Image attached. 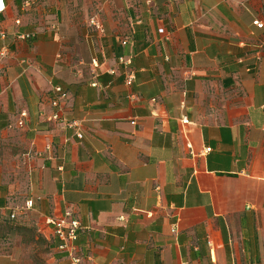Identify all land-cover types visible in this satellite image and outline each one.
Masks as SVG:
<instances>
[{
  "label": "crops",
  "instance_id": "0c3cea01",
  "mask_svg": "<svg viewBox=\"0 0 264 264\" xmlns=\"http://www.w3.org/2000/svg\"><path fill=\"white\" fill-rule=\"evenodd\" d=\"M4 1L0 264H264V0Z\"/></svg>",
  "mask_w": 264,
  "mask_h": 264
},
{
  "label": "built area",
  "instance_id": "2783aa9c",
  "mask_svg": "<svg viewBox=\"0 0 264 264\" xmlns=\"http://www.w3.org/2000/svg\"><path fill=\"white\" fill-rule=\"evenodd\" d=\"M31 4V0H25L24 6L28 7ZM6 10V4L4 0H0V13L4 12ZM90 23L98 30L102 29V25L99 22V20L95 18H92L90 20ZM253 24L258 28H263L264 23L260 20L253 21ZM161 32L164 30L161 29ZM6 32L0 27V38H6ZM34 33H26L19 35L22 39H27L30 37H33ZM127 41H124L126 43ZM10 52V47L8 45H5L0 50V64L3 62V60L8 56ZM127 64L130 63V60H125ZM1 67H0V73H1ZM134 76L132 73H130L126 78V83L128 85H131L133 82ZM55 91L58 93L57 97L52 100L53 106H56L59 108V111L54 113L52 115L51 120H59L61 121L66 127L74 129L75 134L77 137L82 138L83 133L81 129L80 122L76 120H70L65 117H62L60 114V108L62 101L66 98L67 93L64 91V89L61 86L55 87ZM132 96V95H131ZM133 97V96H132ZM28 117L27 111H21L19 115V119L17 121L18 126H24L26 118ZM183 123L187 124L189 123V120L187 118L182 119ZM132 123H136L135 120H132ZM209 150V148H208ZM33 206V200L30 199L26 202L25 207L31 208ZM12 217H15V214H12ZM53 228L56 236L60 239L61 243L59 245V248L66 252L67 255L72 259L73 264H80L82 261V258L77 254L76 252V245L75 242L78 238L79 230L81 229L80 221L74 217V214L71 210H66L64 214H62L58 218L51 219L49 221Z\"/></svg>",
  "mask_w": 264,
  "mask_h": 264
},
{
  "label": "rangeland",
  "instance_id": "374dc122",
  "mask_svg": "<svg viewBox=\"0 0 264 264\" xmlns=\"http://www.w3.org/2000/svg\"><path fill=\"white\" fill-rule=\"evenodd\" d=\"M65 3H68L69 5L72 4V7L70 8L71 11L69 13V19L75 18V19H90L93 12L96 9L97 0H65ZM86 6L89 7V9L86 10ZM80 20V21H81ZM86 23V22H85ZM63 29L61 28L59 32H61ZM62 54H65V52H61ZM46 254V247L42 245V251L40 252L38 263L39 264H47L45 258H41V255ZM38 255V254H37Z\"/></svg>",
  "mask_w": 264,
  "mask_h": 264
}]
</instances>
